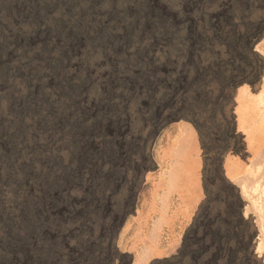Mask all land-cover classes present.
I'll return each instance as SVG.
<instances>
[{
  "label": "rangeland",
  "instance_id": "374dc122",
  "mask_svg": "<svg viewBox=\"0 0 264 264\" xmlns=\"http://www.w3.org/2000/svg\"><path fill=\"white\" fill-rule=\"evenodd\" d=\"M139 6L147 12L137 19ZM90 8L86 33L93 39L108 33L122 40L120 21L135 17L138 35L123 40L117 59L91 53L82 36L69 44L67 77L86 81L78 92L92 159L77 181L47 200L49 222L39 237L58 249L56 264H202L176 255L203 197L198 137L182 107L185 85L197 81L206 98L199 109L205 130L227 127L232 113L242 137L243 149L230 140L228 149L237 153L227 152L222 166L256 231L252 256L222 249L209 264H264V0H63L48 16L75 20ZM7 25L4 33L13 40L6 62L39 68L30 87L13 79L18 93L34 83V90L56 93L42 51L62 47L63 38L48 23L31 28L26 17ZM241 37L254 54L241 49ZM7 91L0 81V120L11 116ZM33 146L27 144V159ZM7 152L0 133V204L8 188ZM2 221L0 211V227ZM25 256L15 257L16 264L30 262Z\"/></svg>",
  "mask_w": 264,
  "mask_h": 264
},
{
  "label": "trees",
  "instance_id": "16d2710c",
  "mask_svg": "<svg viewBox=\"0 0 264 264\" xmlns=\"http://www.w3.org/2000/svg\"><path fill=\"white\" fill-rule=\"evenodd\" d=\"M61 3L63 0H0V81L8 85L5 95L8 103L6 112L11 114L8 120H0V133L4 135L8 150L4 158L8 175L7 195L0 204L3 218L0 227V264H16L15 257L23 254L30 257L27 264L58 262L56 246L43 242L39 237L49 222L45 212L46 203L65 184L77 181L80 172L92 159L83 139L90 124L84 121V109L79 104L78 92L80 85L84 86L86 81L85 78L79 82V79L73 81L67 77L65 67L71 54L69 44H74L82 36L92 49L91 53L98 50L102 55L117 59L120 44L124 39L136 37V20L147 12V9L139 6L137 19L126 18L125 22L120 21V35L124 32L122 40L108 33L93 39L90 33H86L90 28L92 9L86 11L84 17L75 20L67 17L52 20L48 16L49 11L60 8ZM65 5V9L70 11V2ZM16 17H26L33 29L48 23L63 38L62 47L55 49L46 45L42 51L45 58L43 65L50 68V74L56 81V93L43 89L34 90L35 83L30 90L18 93L13 79L25 88L30 87L39 68H33V71L32 67L22 69L23 73L15 65L6 62L8 45L13 38L10 39L4 33V28L8 26L10 19ZM165 32L171 34L169 31ZM18 38L19 41L23 39ZM240 42L245 53L254 54L247 37H241ZM189 78L192 79L193 76ZM199 84L197 81L185 85L188 89L182 97V107L189 114V121L198 137L203 197L183 233L176 255L202 259V264H209L210 256L215 257L211 260H216L217 253L222 249L230 255L239 251L252 256L256 231L251 219L243 216L244 203L226 179L222 166L227 152L237 153L236 149H228L230 140L237 138V145L243 149L242 137L235 132L232 113L231 123L227 127L213 132L205 130L199 109L205 105L206 98ZM28 143L34 144V150L27 159L26 148L30 150ZM98 246L96 243L95 247ZM88 249L91 250L92 247ZM95 260L102 262L105 257Z\"/></svg>",
  "mask_w": 264,
  "mask_h": 264
},
{
  "label": "crops",
  "instance_id": "0c3cea01",
  "mask_svg": "<svg viewBox=\"0 0 264 264\" xmlns=\"http://www.w3.org/2000/svg\"><path fill=\"white\" fill-rule=\"evenodd\" d=\"M184 163H187V161L184 159ZM186 184H184V186H185Z\"/></svg>",
  "mask_w": 264,
  "mask_h": 264
}]
</instances>
